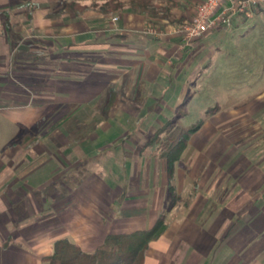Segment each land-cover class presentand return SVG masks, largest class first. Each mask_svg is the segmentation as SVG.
Returning <instances> with one entry per match:
<instances>
[{"label": "crops", "instance_id": "obj_1", "mask_svg": "<svg viewBox=\"0 0 264 264\" xmlns=\"http://www.w3.org/2000/svg\"><path fill=\"white\" fill-rule=\"evenodd\" d=\"M166 1L149 11L130 0H0V264H46L63 238L93 253L106 236L149 229L163 212L168 228L144 264H264L263 94L243 110L219 106V184L200 183L184 207L165 211L167 170L154 148L117 138L140 119L136 99L173 54L182 59L225 30L184 48L179 37L144 34L192 17L200 2L168 11ZM69 2L89 9L77 14Z\"/></svg>", "mask_w": 264, "mask_h": 264}, {"label": "rangeland", "instance_id": "obj_2", "mask_svg": "<svg viewBox=\"0 0 264 264\" xmlns=\"http://www.w3.org/2000/svg\"><path fill=\"white\" fill-rule=\"evenodd\" d=\"M234 22L235 25L223 27L225 30L218 36L209 35V39L203 41L202 49L183 52L182 59L173 54L150 84V91L136 99L141 109L131 113L135 120L138 116L140 119L118 128L117 138H138L140 146L145 144L154 148V154L160 159H163L160 155L165 151L164 143L169 146L183 141L184 149L175 163L174 175L178 168L185 173L182 179L185 193L178 194V183L173 177L175 192L180 196L177 202L183 207L190 203L200 183L204 189L219 184L222 131L220 115L216 114L219 106L224 112L239 111L246 105L257 104L258 97L264 96V10L252 18ZM91 52L84 54L91 57ZM81 62L79 65L84 64L85 68L93 65L88 61ZM147 104H153V109L147 111ZM198 122H201L199 129L189 134ZM159 128L165 129L158 137L160 142L150 144V138ZM92 129L95 124L84 128L83 136L88 137ZM192 167L195 172L202 171L198 178L190 177ZM167 197L169 203V192ZM167 209L166 206L165 211Z\"/></svg>", "mask_w": 264, "mask_h": 264}, {"label": "trees", "instance_id": "obj_3", "mask_svg": "<svg viewBox=\"0 0 264 264\" xmlns=\"http://www.w3.org/2000/svg\"><path fill=\"white\" fill-rule=\"evenodd\" d=\"M152 1L153 0H130V3H136L141 9L150 11L157 7L154 6ZM166 2L165 8L162 9L168 11H171L175 6L180 5L178 0H167ZM66 6L70 11H74L77 14L89 9L87 7H78L74 2H69ZM104 10L106 12H111L114 9L105 8ZM263 10L264 8L257 10V13ZM200 125L201 122L193 125L189 134L196 132ZM164 130V128H159L153 137L150 138V144L157 143L160 140L158 137L165 132ZM163 143L161 144H165L163 147L165 151H163L160 156L167 162V176L169 181L168 192L170 201L167 207L169 209L178 199H180V196L175 192L173 177L175 163L180 158V153L184 149V144L183 141L181 143L169 144V146H167V143ZM167 228L166 213L163 212L158 216L156 222L149 229L136 231L130 234H110L106 236L104 242L93 253H85L77 244L71 243L68 239L63 238L55 242L52 253L43 257L42 261L48 264H144L145 253L150 244L158 240Z\"/></svg>", "mask_w": 264, "mask_h": 264}, {"label": "built area", "instance_id": "obj_4", "mask_svg": "<svg viewBox=\"0 0 264 264\" xmlns=\"http://www.w3.org/2000/svg\"><path fill=\"white\" fill-rule=\"evenodd\" d=\"M264 8V0H200L192 17L162 29L148 26L143 33L154 37H179L182 48L220 27H230L236 17L250 18L254 11ZM118 17L112 19L113 23Z\"/></svg>", "mask_w": 264, "mask_h": 264}]
</instances>
